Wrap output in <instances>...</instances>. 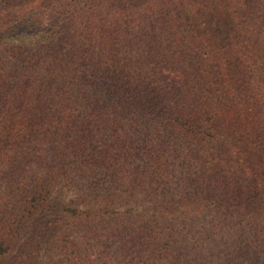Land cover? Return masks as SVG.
Segmentation results:
<instances>
[{
	"label": "trees",
	"instance_id": "trees-1",
	"mask_svg": "<svg viewBox=\"0 0 264 264\" xmlns=\"http://www.w3.org/2000/svg\"><path fill=\"white\" fill-rule=\"evenodd\" d=\"M0 264H264V0H0Z\"/></svg>",
	"mask_w": 264,
	"mask_h": 264
},
{
	"label": "rangeland",
	"instance_id": "rangeland-1",
	"mask_svg": "<svg viewBox=\"0 0 264 264\" xmlns=\"http://www.w3.org/2000/svg\"><path fill=\"white\" fill-rule=\"evenodd\" d=\"M188 12L184 10V17H188ZM190 19V15H189ZM188 20V18H187ZM198 28H206L208 27H214L212 23L210 22H197ZM36 27H32L30 24H23L19 26L16 30H14L7 38L6 41L13 45H30L32 43H35L39 40H42L43 37V31L38 30L36 31ZM261 51V49H259ZM66 199H69V195Z\"/></svg>",
	"mask_w": 264,
	"mask_h": 264
}]
</instances>
